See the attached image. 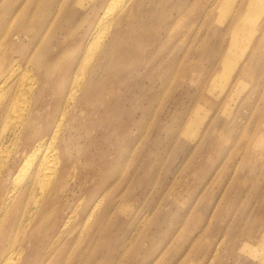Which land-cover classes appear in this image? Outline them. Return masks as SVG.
Instances as JSON below:
<instances>
[{"label": "rangeland", "instance_id": "rangeland-1", "mask_svg": "<svg viewBox=\"0 0 264 264\" xmlns=\"http://www.w3.org/2000/svg\"><path fill=\"white\" fill-rule=\"evenodd\" d=\"M108 3L0 0V264H264V0H126L86 63Z\"/></svg>", "mask_w": 264, "mask_h": 264}, {"label": "bare ground", "instance_id": "bare-ground-1", "mask_svg": "<svg viewBox=\"0 0 264 264\" xmlns=\"http://www.w3.org/2000/svg\"><path fill=\"white\" fill-rule=\"evenodd\" d=\"M124 2H126V0H109L108 6L105 8L104 13L101 15V18L94 27V31L91 36V41L89 42L86 48V54H85L86 63L92 61L95 58L96 54L100 51L103 43L107 38L108 32L112 27L113 20L116 16L115 14H117L118 11H120L123 8ZM35 3H38V0H35ZM25 13L27 14V11ZM22 14L24 15L23 12H20V15ZM10 26L11 25L7 23V27L5 28V38H7L6 36L9 32L11 33ZM8 63L11 64V62ZM18 68L19 67L12 68L8 72L7 76L2 78L0 82V97L3 96V93L7 91L12 84H14L18 74ZM33 91H34V79L28 75L24 79V82H22L18 86L17 101L19 100V104L18 106L14 107L16 114H11L9 118L10 119L9 122H7L5 125V127L8 128L9 134L11 136V140L9 141V143H14L13 141L18 139L20 129L22 128L23 125V117L25 115L24 112L27 110L26 104H28L29 102L28 99L30 100ZM76 91H78L77 87L72 88V91L70 93L72 94L71 98L75 95ZM61 127H62V119L58 121V123L56 124L55 128L53 129L50 135V138H47V141L46 138H42L40 142L37 144V146L36 147L34 146L28 152V155L23 161L21 168L19 167L18 169L20 171L19 174L17 175H20L21 173L25 172L24 169L27 168V166L30 167L32 166L33 168L39 167V169L41 170V174H37V179H39L42 194L46 193L49 190L51 191L50 188H52V186L61 177V166H60L61 163L58 158V154L56 152V147H55L56 140L61 131ZM44 146L46 147L44 151H42V148ZM4 150H1L2 153L4 152L6 153V154L1 153V158H2L1 162L6 160L8 161V157H9V154L7 153L8 151H6L7 149L5 151ZM0 166H3V164L2 165L0 164ZM15 263L16 260H13L11 257H7L2 264H15Z\"/></svg>", "mask_w": 264, "mask_h": 264}]
</instances>
